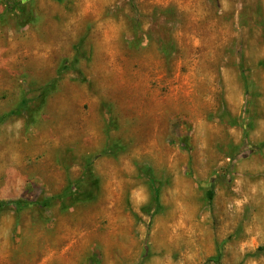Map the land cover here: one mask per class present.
Segmentation results:
<instances>
[{
	"label": "rangeland",
	"instance_id": "rangeland-1",
	"mask_svg": "<svg viewBox=\"0 0 264 264\" xmlns=\"http://www.w3.org/2000/svg\"><path fill=\"white\" fill-rule=\"evenodd\" d=\"M8 201L0 264H264V0H0Z\"/></svg>",
	"mask_w": 264,
	"mask_h": 264
},
{
	"label": "trees",
	"instance_id": "trees-1",
	"mask_svg": "<svg viewBox=\"0 0 264 264\" xmlns=\"http://www.w3.org/2000/svg\"><path fill=\"white\" fill-rule=\"evenodd\" d=\"M209 198L212 199V193L209 192ZM15 208L17 210H21L25 207L24 201H8V202H0V211L6 210L8 208Z\"/></svg>",
	"mask_w": 264,
	"mask_h": 264
}]
</instances>
